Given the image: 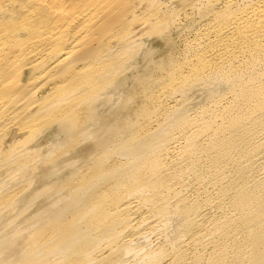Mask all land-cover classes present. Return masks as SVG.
I'll list each match as a JSON object with an SVG mask.
<instances>
[{
    "label": "bare ground",
    "instance_id": "6f19581e",
    "mask_svg": "<svg viewBox=\"0 0 264 264\" xmlns=\"http://www.w3.org/2000/svg\"><path fill=\"white\" fill-rule=\"evenodd\" d=\"M195 1L153 69L161 0H0V264H264V0ZM186 82L231 97L191 119Z\"/></svg>",
    "mask_w": 264,
    "mask_h": 264
},
{
    "label": "rangeland",
    "instance_id": "374dc122",
    "mask_svg": "<svg viewBox=\"0 0 264 264\" xmlns=\"http://www.w3.org/2000/svg\"><path fill=\"white\" fill-rule=\"evenodd\" d=\"M190 1H191V3L196 2L195 0H190ZM161 2L162 3L164 2L163 6L165 9L170 8V7H174L175 9H177V11H178L177 15L178 16H177L176 25H175L176 27L174 26V27H172V29L170 28V33H168L169 31L166 32V34L161 36V38L163 37L162 39L160 38V36H151L150 38L149 37L148 38L143 37V40H144L143 51L144 52L148 51L151 53V55H149V56H152V58L149 57L148 62H147L148 65L150 64V66H151L152 64L155 65L157 63L158 65H162V67H165L169 63H171V62H169V60L172 61L171 66H173V65L177 64L178 62H181L182 60H186V58H187V60H190L193 52H200L203 49V47L200 45V41H201L200 38H202L203 31H204L205 26H206L208 21L205 19L206 17H202L199 13L194 12L191 8L182 7V5L179 4L180 3L179 0H164V1L161 0ZM164 36L166 39L164 38ZM149 39H152V40H149ZM145 46H147V48ZM150 47H151V49H150ZM187 47H189V48H187ZM189 49L192 50V52ZM189 52H190V54H189ZM151 59H152V61H155V62L153 63L151 61ZM167 62H169V63L167 64ZM142 64H143L142 61H139V66H138L137 70L141 69V67L143 66ZM154 65H153V67L151 66L153 69H155V67H156V65H155V67H154ZM156 71L159 74L161 73V75H162V73L165 72L163 69H157ZM151 76L152 75L150 74L149 77H151ZM150 82H151V80H150ZM185 87L188 89L186 90L187 92L185 93L187 98H186V100H184V105H185L186 113L191 119L197 118L198 114L201 113L203 108H205V110L206 109L209 110V112H212L213 109L216 110L217 108L215 106H217L219 104L225 105V103L231 97L227 93V90H224L222 92V99L220 101H218L217 104H214L213 102L215 100H217L219 98V96L215 97V98H213L214 97L213 96L212 97L213 99H212V98H210V93H209V97H208L207 92H205V90H206L205 84L198 83L196 85H191L189 82H186ZM154 91H156V89H154ZM135 99L136 98L133 99V102ZM161 100H162L163 104L165 102L164 105H166L168 107L170 102L168 100H164V99H161ZM136 101H137V103H136ZM136 101H135V104L133 102H132L133 105L131 104L134 107V109L137 108V106L139 105L138 99H136ZM209 105H212V106H209ZM86 144L87 143H83L82 145H80L78 147V149H80L82 147L83 148H89L90 144H88V145H86ZM182 144H183V141H181V140L172 141L171 143H169L167 146L168 157L174 156V158H175V156H176L175 151L177 148L179 149V146H181ZM210 194H211V192H210ZM185 195L188 196L189 199H190V197L192 198L194 196L193 193L190 191H186ZM192 199H194V198H192ZM139 217L140 216L132 217L133 218L132 224H136L137 226L141 225L140 227L139 226L138 227L142 228L143 225H145V223L142 220L143 217L142 218L141 217L139 218ZM138 219H139V221H138ZM176 221L181 222L180 220H176ZM134 222H136V223H134ZM150 241L154 245H156L158 242H160V241H158L157 237H151V239L148 240L149 244H150ZM143 244L146 246V241ZM198 254L200 256V259H202V260L198 261L200 264H206L207 263L206 260H204L205 258H207V261L209 260L208 263H210L212 256H214L211 251L205 250L204 248H203V250L199 251ZM201 255H203V257ZM207 255L208 256L210 255V256L208 257ZM204 262H206V263H204ZM194 264H198V263L196 262Z\"/></svg>",
    "mask_w": 264,
    "mask_h": 264
}]
</instances>
